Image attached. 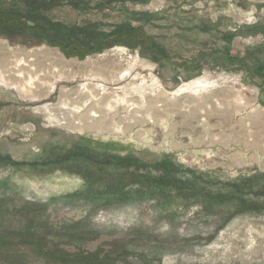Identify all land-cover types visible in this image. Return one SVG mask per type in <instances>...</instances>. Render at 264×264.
Segmentation results:
<instances>
[{
    "label": "rangeland",
    "instance_id": "1",
    "mask_svg": "<svg viewBox=\"0 0 264 264\" xmlns=\"http://www.w3.org/2000/svg\"><path fill=\"white\" fill-rule=\"evenodd\" d=\"M235 2L0 0L50 41L0 28V264H264V0Z\"/></svg>",
    "mask_w": 264,
    "mask_h": 264
},
{
    "label": "trees",
    "instance_id": "2",
    "mask_svg": "<svg viewBox=\"0 0 264 264\" xmlns=\"http://www.w3.org/2000/svg\"><path fill=\"white\" fill-rule=\"evenodd\" d=\"M27 16L20 14V13H11L8 11L0 10V28L6 25H12V26H22L24 30H26L31 35H40L44 41L50 42L47 40L45 35V30L40 26V24H33L29 25L26 24ZM119 39V38H118ZM119 41V40H116ZM76 48L74 50H68L67 53L74 54L76 52Z\"/></svg>",
    "mask_w": 264,
    "mask_h": 264
},
{
    "label": "bare ground",
    "instance_id": "3",
    "mask_svg": "<svg viewBox=\"0 0 264 264\" xmlns=\"http://www.w3.org/2000/svg\"><path fill=\"white\" fill-rule=\"evenodd\" d=\"M199 80L197 81H191V82H187V83H183L179 88H176V90L173 92V94H178L180 92L183 91V93H190V94H193L194 92L196 93L197 90L199 89ZM72 110V109H70ZM69 109H65L63 110V112H61L62 114V117L66 120H70L71 121L73 120V118L76 116L78 118L82 117V116H85L86 119H89L88 116L90 117L89 115V111L91 110L90 107L86 106L84 107L82 110H80L81 114H73L75 113L73 110L70 111ZM96 116V115H94Z\"/></svg>",
    "mask_w": 264,
    "mask_h": 264
},
{
    "label": "crops",
    "instance_id": "4",
    "mask_svg": "<svg viewBox=\"0 0 264 264\" xmlns=\"http://www.w3.org/2000/svg\"><path fill=\"white\" fill-rule=\"evenodd\" d=\"M242 2L243 1H247V0H241ZM256 1H262V0H256ZM234 2V1H233ZM238 2H240V0H236V2L235 3H238Z\"/></svg>",
    "mask_w": 264,
    "mask_h": 264
}]
</instances>
